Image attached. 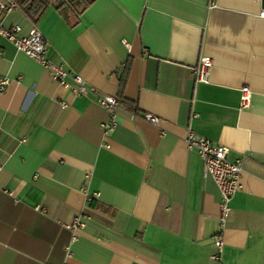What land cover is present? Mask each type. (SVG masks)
I'll use <instances>...</instances> for the list:
<instances>
[{
  "label": "crops",
  "instance_id": "crops-1",
  "mask_svg": "<svg viewBox=\"0 0 264 264\" xmlns=\"http://www.w3.org/2000/svg\"><path fill=\"white\" fill-rule=\"evenodd\" d=\"M92 1L78 17L51 6L36 26L21 7L2 17L23 37L37 28L50 61L124 104L104 137L92 95L74 97L0 35V264H264L263 0ZM188 130L242 162L219 260L221 196ZM95 194L72 243L67 226Z\"/></svg>",
  "mask_w": 264,
  "mask_h": 264
},
{
  "label": "built area",
  "instance_id": "built-area-1",
  "mask_svg": "<svg viewBox=\"0 0 264 264\" xmlns=\"http://www.w3.org/2000/svg\"><path fill=\"white\" fill-rule=\"evenodd\" d=\"M20 8L16 0H0V35L11 42L15 48L30 57L36 63L46 69L58 85L70 90L74 97L92 95L94 102L103 107L108 112L107 121L101 126L104 137H108L117 127L116 115L124 100L119 97L101 95L97 90L86 85L80 74L71 75L62 65H57L50 61L47 56V42L44 35L34 28L30 35L21 36L22 28L20 25L5 27L2 17L7 16L11 11ZM126 44V42H125ZM128 45V44H126ZM213 62L208 57H203L195 72V81L198 83L208 82ZM72 79V83L68 79ZM10 80L6 77L0 79V92L7 89ZM253 91L250 87L245 86L241 89L239 109L248 110L251 108L253 101ZM66 106V104H64ZM146 120L157 125L160 119L156 115L147 114ZM188 151L197 152L204 164L206 177H210L217 185L220 192L221 200L219 203V215L217 221L220 225V232L214 237L212 247L214 253L211 255L213 260H219L224 250V230L232 212L231 204L236 194L242 189L243 167L240 160L231 161L229 159L230 149L224 145L216 144L211 140L200 137L192 130L187 131L185 138ZM87 203L80 214L67 227L72 231V243L78 241L81 232L87 226V212H92L90 204L97 200L98 195H87ZM70 255V252H69Z\"/></svg>",
  "mask_w": 264,
  "mask_h": 264
},
{
  "label": "trees",
  "instance_id": "trees-1",
  "mask_svg": "<svg viewBox=\"0 0 264 264\" xmlns=\"http://www.w3.org/2000/svg\"><path fill=\"white\" fill-rule=\"evenodd\" d=\"M16 1L35 26L51 6H55L58 10L63 9L69 11L78 17L93 3L92 0H61L59 3L56 2L57 0Z\"/></svg>",
  "mask_w": 264,
  "mask_h": 264
},
{
  "label": "water",
  "instance_id": "water-1",
  "mask_svg": "<svg viewBox=\"0 0 264 264\" xmlns=\"http://www.w3.org/2000/svg\"><path fill=\"white\" fill-rule=\"evenodd\" d=\"M262 4H263V10H264V0H263V3Z\"/></svg>",
  "mask_w": 264,
  "mask_h": 264
}]
</instances>
